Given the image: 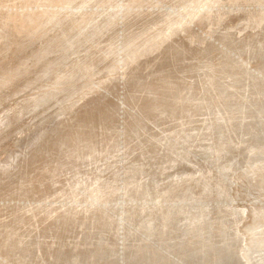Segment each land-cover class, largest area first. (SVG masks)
Listing matches in <instances>:
<instances>
[{
	"label": "rangeland",
	"instance_id": "rangeland-1",
	"mask_svg": "<svg viewBox=\"0 0 264 264\" xmlns=\"http://www.w3.org/2000/svg\"><path fill=\"white\" fill-rule=\"evenodd\" d=\"M11 1L0 0V48L4 47L1 48L2 50L0 49V205H2L0 219L3 212L6 218V212L11 210L7 215L9 225L2 228L4 237L0 239V264H264V141H262L264 140V117L258 114L252 106L236 110L231 105L233 102L237 105L241 103V105L250 106L252 103L264 101V95L262 97L261 95L254 96V94L250 95L235 90L230 87V80L222 76V71L208 70L203 64L205 61L206 64L207 62L211 64L210 61H213L214 64L217 61H224L226 66L229 64L227 67H230L229 70L232 69L230 73L233 72L235 78L242 77L243 80V74L247 73L264 86V70H262L264 69V64H262L264 63V21L263 25L257 26L251 22V26H244L245 15L250 14L251 11H259L260 7L256 3L257 1L253 5L250 0H212L207 5H202L203 7L197 6L202 0H182L181 4L180 2L179 5L174 4L179 7L168 4L167 6L162 3L164 0ZM147 5H149V9ZM218 6L221 11L217 8ZM166 7L168 8L166 9ZM164 10H167V13H161L163 16L159 15ZM43 11H47L46 15L42 14ZM150 12L153 16L148 15ZM143 13L145 14L142 15ZM7 14L12 16L16 14L11 20L12 26L8 25L9 27L6 26ZM22 15L25 16V19ZM251 17L253 18L254 14ZM89 19L92 22L88 21ZM130 19L131 21H129ZM78 20H81L79 24ZM146 21L149 23L146 24ZM164 22H169L171 25L166 31L162 30L167 24ZM40 23L44 24L39 25ZM159 23L161 24L158 25ZM23 25H25V29L21 31L20 29L24 28ZM72 25L77 31L72 28ZM80 25H84V28ZM79 27L81 32L78 31ZM158 30H162V32L159 33ZM124 34L128 36L130 34L129 37H132L133 41L136 40L135 45L131 43L133 41H122L126 37V35L123 36ZM139 34L142 36L140 37ZM61 38L64 40L62 39V41ZM145 40L147 41L144 42ZM157 40L161 41L162 46L160 45L159 49L158 47L154 49L155 51L143 54L137 62L127 63L128 59L121 56L126 52V54L130 53L128 58H135L140 52H144L158 43ZM139 42H144V44L139 46ZM262 42L263 44H261ZM104 44L110 45L109 49L111 50L107 52L104 49V55L89 73L86 72L88 71L86 70L87 65L83 69L85 72L76 77L70 76L68 71H71L70 68L75 62L82 58L84 60L94 58L95 55L91 49L94 47V50L98 52L101 49L99 45L103 46ZM144 47L146 50H140ZM128 49L130 52L127 51ZM236 67L237 69H235ZM174 69H177V72ZM62 72L64 75L59 79L60 82L58 76ZM129 72L132 73L131 75L135 72L137 74L131 76ZM136 78L137 80H135ZM168 81L171 83H167ZM210 81H212V85ZM156 82L169 87V91L154 94V92L144 89L145 84ZM176 83L179 89H175L173 93L171 88ZM189 86H192V91L193 88L195 91L188 92L186 88ZM91 87H94L95 90L93 89L94 91L83 97L79 103L77 101L75 107L70 109L71 111L66 110V107L75 100L77 94L79 95ZM224 87L232 94V101L229 97L226 99L224 96L225 100L221 93L217 94L215 89L222 91ZM237 100L238 102H236ZM104 102L106 106L102 104ZM85 105H87L86 112L85 110L81 111L82 114L85 113L77 115V120L75 112ZM145 105L151 106L148 109L156 106L158 109H151V113L146 116L139 111ZM228 105L230 106L228 107ZM164 107L170 110L164 112ZM207 107L208 109H206ZM134 108L136 112H134ZM105 109L106 124L98 132L99 138L106 140V143L102 142L101 146H98L102 152L93 153L91 147L85 146L83 150L87 154L79 159V161L82 159V162L86 161L81 168H78L91 176V178L88 177L89 183L71 187L70 183L76 179V176L72 177L71 172L66 171L57 176V178L61 177V180L66 184L65 188L71 187L72 189L65 196L57 197L56 194H53L51 198H45V196L30 197L18 194L15 190L16 187L27 180L32 173L40 175L43 170V174H47L44 164L50 160L48 169L52 167L51 154L56 150L58 143L62 141L66 133L74 132L92 120L93 115L98 117L100 112ZM217 111L219 114L224 111L225 114L223 112V115H218ZM239 113H241V117ZM235 114H238L239 117ZM221 115L223 117H220ZM252 115L254 116L252 117ZM80 116H84V118L81 117L83 120L79 119ZM232 117L240 119V122L243 120L242 124L247 127L244 128L245 133L254 132V135L250 137L237 132L230 126ZM191 118L193 119L191 120ZM71 121L74 122L71 123ZM56 123L66 125L69 123L67 125L69 128H66L64 124L59 126V130L64 131L66 128V133L58 130L52 132L49 125L54 126ZM72 125L71 129L73 130L71 131ZM58 132H61V135ZM225 134L228 135L225 136ZM232 139L235 141L233 142ZM36 140L37 143H35ZM132 173H135L137 183L130 187L131 190L128 186V179ZM96 174L99 176L96 177ZM63 182L53 184L51 189L56 191L55 188L61 186ZM109 182L110 185H108ZM97 183L106 184V189L110 191L104 199L97 200L92 197ZM76 190L79 191L76 192ZM43 205L79 210L95 208L94 210L97 209L100 213H105L104 216L110 220V225L107 227L98 224L91 239L82 242V244L70 242L65 247L55 242L57 240L53 239V232L41 230L40 233L35 234L30 231L29 227L18 231L11 226L12 218L15 216L14 212L20 210L21 207L30 208ZM129 212H131L130 215Z\"/></svg>",
	"mask_w": 264,
	"mask_h": 264
},
{
	"label": "bare ground",
	"instance_id": "bare-ground-1",
	"mask_svg": "<svg viewBox=\"0 0 264 264\" xmlns=\"http://www.w3.org/2000/svg\"><path fill=\"white\" fill-rule=\"evenodd\" d=\"M11 1V0H10ZM12 1H14V0H12ZM11 1V2H12ZM19 1V0H18ZM39 1V0H38ZM45 1H47V0H45ZM54 1V0H53ZM75 1V0H74ZM80 1V0H79ZM105 1V0H104ZM112 1V0H111ZM182 2V0H173V2H172V0H171V2H170V0H164V2H162V3H164V4H168V5H171V6H178L179 5V2ZM185 1V0H184ZM212 0H202L197 6H199V5H203V6H205V5H207L209 2H211ZM251 2H253L252 4L254 5L255 4V2L257 3V5L260 7V9H259V11H257V10H255V12L254 11H251V13L250 14H246L245 15V21H244V26L245 27H248V26H251V22H253V23H255L257 26H259V25H261L262 24V22L264 21V0H250ZM10 2V3H11ZM72 2V1H71ZM71 2H69V3H71ZM77 2H78V0H77ZM108 2H110V1H108ZM175 2V3H174ZM181 2H180V4H181ZM48 3V2H47ZM102 3H104L103 1H102ZM37 4V3H36ZM76 4V3H75ZM160 4V3H159ZM174 4H178V5H174ZM183 4V3H182ZM44 5V4H43ZM50 5V4H49ZM58 5V4H57ZM72 5V4H71ZM70 5V7H73V6H71ZM153 5V4H152ZM163 5V4H162ZM167 5V6H168ZM184 5V4H183ZM54 6H56V5H54ZM145 6V5H144ZM202 6V7H203ZM252 6V5H251ZM59 7V6H58ZM104 7V6H103ZM102 7V8H103ZM146 7V6H145ZM179 7V6H178ZM35 8V7H34ZM106 8V7H105ZM147 8L149 9L150 7H149V5H147ZM168 7H166V9H167ZM170 8V7H169ZM218 9H219V11H221V8H220V6H218L217 7ZM171 9V8H170ZM173 9V8H172ZM175 9V8H174ZM251 10V9H250ZM53 11V10H52ZM55 11V10H54ZM170 11V10H169ZM168 11V12H169ZM39 12V11H38ZM47 12V11H46ZM46 12L45 11H43L42 12V14H44V15H46ZM1 13V12H0ZM24 13H26L25 11H24ZM33 13V12H32ZM56 13V12H55ZM94 13V12H93ZM159 13V12H158ZM161 13H167V10H164L163 12H160L159 13V15H161ZM171 13V12H170ZM189 13V12H188ZM208 13V12H207ZM220 13V12H219ZM224 13V12H223ZM28 14V13H27ZM26 14V15H27ZM31 14V13H30ZM37 14V13H36ZM41 14V13H40ZM50 14V13H49ZM48 14V15H49ZM57 14V13H56ZM97 14V13H96ZM127 14V13H126ZM140 14V13H139ZM145 13H143L142 15H144ZM152 13L150 12V14H148V15H151ZM191 14V13H190ZM254 14V17L252 18L251 16ZM8 15V14H7ZM16 15V14H15ZM15 15H11V14H9L8 16H6L7 17V25L6 26H8V25H11L12 26V24H10L11 23V20H13V18L15 17ZM18 15V14H17ZM86 15V14H85ZM141 15V14H140ZM155 15H156V13H155ZM170 15V14H169ZM220 15V14H219ZM22 16H24V15H22ZM40 16V15H39ZM53 16H54V14H53ZM95 16V15H94ZM151 16H153V15H151ZM150 16V17H151ZM156 16H158V15H156ZM161 16H163V15H161ZM224 16V15H223ZM223 16H222V18H223ZM20 17H21V15H20ZM19 17V18H20ZM30 17V16H29ZM57 17V16H56ZM83 17H85L86 18V16H83ZM93 17V16H92ZM141 17H143V16H141ZM147 17H149V16H147ZM160 17V16H159ZM19 18H18V21H19ZM73 18V17H72ZM94 18V17H93ZM138 18V17H137ZM145 18H146V16H145ZM153 18V17H152ZM151 18V19H152ZM184 18V17H183ZM17 19V18H16ZM22 19V18H21ZM24 19H25V16H24ZM39 19V18H38ZM49 19H50V17H49ZM55 19V18H54ZM84 19V18H83ZM82 19V20H83ZM87 19H88V17H87ZM110 19V18H109ZM136 19V18H135ZM164 19V18H163ZM224 19H226L225 18V16H224ZM15 20V19H14ZM31 20V19H30ZM29 20V21H30ZM40 20V19H39ZM141 20H143V19H141ZM145 20H147V19H145ZM144 20V21H145ZM154 20H156V19H154ZM176 20H177V18H176ZM42 21V20H41ZM50 21V20H49ZM52 21H54V20H52ZM75 21V20H74ZM79 21H81V20H78V24H79ZM88 21H91L90 19L88 20ZM87 21V22H88ZM129 21H131V19L129 20ZM134 21V20H133ZM136 21H137V19H136ZM152 21V20H151ZM150 21V22H151ZM182 21V20H181ZM15 22H16V20H15ZM20 22V21H19ZM45 22H46V20H45ZM48 22V21H47ZM92 22V21H91ZM138 22L140 23V21L138 20ZM147 22V21H146ZM191 22V21H190ZM223 22V21H222ZM18 23V22H17ZM17 23L15 24L16 26H17ZM31 23V22H30ZM39 23V22H38ZM50 23V22H49ZM48 23V24H49ZM54 23H56V22H54ZM84 23H86V22H84ZM131 23V22H130ZM136 23V22H135ZM149 22H147L146 24H148ZM164 23H167V22H164ZM163 23V24H164ZM174 23H175V21H174ZM19 24V23H18ZM42 24H44V23H42ZM41 23L39 24V25H42ZM133 24H134V22H133ZM132 24V25H133ZM145 24V25H146ZM157 24V23H156ZM161 23H159L158 25H160ZM180 24V23H179ZM187 24V23H186ZM22 25V24H21ZM20 25V26H21ZM31 25V24H30ZM39 25H37V26H39ZM52 25V24H51ZM132 25H130V26H132ZM138 25V24H137ZM151 25V24H150ZM153 25V24H152ZM166 26L165 27H163V28H165V29H163L162 27V30H164V31H166L167 29H169L170 27H171V25L169 24V22L167 23V24H165ZM182 25H184V24H182ZM191 25V24H190ZM263 25V24H262ZM5 26V27H6ZM14 26V25H13ZM24 26V28L23 29H20L21 31L22 30H24L25 29V25H23ZM73 26V25H72ZM74 26H75V23H74ZM74 26L72 27L73 29H74ZM79 26V25H78ZM77 26V27H78ZM81 27H83L82 25H80ZM126 26V25H125ZM129 26V25H128ZM129 26V27H130ZM153 26H155V24L153 25ZM164 26V25H163ZM184 26H186V25H184ZM225 26V25H224ZM9 27V26H8ZM27 27V26H26ZM30 27V26H29ZM29 27H28V29H29ZM43 27V26H42ZM41 27V28H42ZM128 27V28H129ZM139 28H140V25L138 26ZM137 26H136V28H138ZM157 27H159L160 28V26H157ZM180 27H182L183 28V26H180ZM187 27H189V26H187ZM36 28V27H35ZM34 28V29H35ZM38 28V27H37ZM70 28H71V26H70ZM84 28V27H83ZM128 28H127V30H128ZM148 28H150V27H148ZM159 28H157V29H159ZM14 29H15V27H14ZM27 29V28H26ZM40 29V28H39ZM179 29V28H178ZM32 30V29H31ZM38 30V29H37ZM36 30V31H37ZM42 30V29H41ZM69 30V29H68ZM75 30V29H74ZM80 30V32H81V29H80V27H79V29H78V31ZM123 30V29H122ZM130 30V29H129ZM133 30H134V28H133ZM140 30V29H139ZM153 30V29H152ZM162 30H158L159 31V33L160 32H162ZM195 30V29H194ZM193 30V31H194ZM15 31V30H14ZM27 31V30H26ZM33 32H34V30H32ZM75 31H77V30H75ZM74 31V32H75ZM125 31V30H124ZM136 31H137V29H136ZM141 31V30H140ZM171 31V30H170ZM18 32V31H17ZM31 32V31H30ZM133 32H135V31H133ZM148 32V31H147ZM146 32V33H147ZM29 33V32H28ZM32 33V32H31ZM67 33H68V31H67ZM70 33H72L71 31H70ZM130 33H132V32H130ZM138 33V32H137ZM152 33V32H151ZM159 33H157V34H159ZM170 33V32H169ZM173 33V32H172ZM177 33H178V31H177ZM20 34V33H19ZM18 34V35H19ZM23 34V33H22ZM26 34V33H25ZM30 34V33H29ZM64 34V33H63ZM74 34V33H73ZM77 34H81V33H77ZM122 34V33H121ZM128 34V33H127ZM196 34V33H195ZM27 35V34H26ZM68 35H70L69 33H68ZM126 34H124L123 36H125ZM136 35V34H135ZM140 35V34H139ZM163 35V34H162ZM175 35V34H174ZM232 35V34H231ZM235 35V34H234ZM258 36H259V34H257ZM16 36V35H15ZM76 36H78V35H76ZM82 36H84V35H82ZM120 36V35H119ZM119 36H117V37H119ZM129 36H130V34H129ZM128 35H126V37H124L123 38V40L122 41H125V40H127V41H133L132 40V37H129ZM138 36V35H137ZM136 36V37H137ZM142 35H140V37H141ZM155 36V35H154ZM171 36V35H170ZM169 36V37H170ZM173 36V35H172ZM16 37H18V36H16ZM21 37V36H20ZM62 37H64V36H62ZM71 37H72V35H71ZM133 37H134V35H133ZM148 37V36H147ZM146 37V38H147ZM195 37V36H194ZM235 37V36H234ZM19 38V37H18ZM80 38H81V35H80ZM122 38V37H121ZM138 38V37H137ZM137 38H135V39H137ZM145 38V39H146ZM166 38V37H165ZM230 38V37H229ZM238 38V37H237ZM20 39V38H19ZM63 38H61V40H62ZM134 39V38H133ZM142 39V38H141ZM143 39H144V37H143ZM142 39V40H143ZM151 39V38H150ZM171 39V38H170ZM197 39V38H196ZM255 39V38H254ZM262 39V38H261ZM61 40H59V41H61ZM64 40V39H63ZM62 40V41H63ZM79 40V39H78ZM119 40H120V38H119ZM142 40H139V41H142ZM165 40V39H164ZM199 40V39H198ZM77 41V40H76ZM121 41V42H122ZM126 41V42H127ZM136 41V40H135ZM135 41H133V42H131V43H133L134 44V42ZM147 40H145L144 42H146ZM150 41V40H149ZM156 41V40H155ZM168 41V40H167ZM252 41V40H251ZM56 42V41H55ZM109 42V41H108ZM144 42H142V43H140L139 44V46H142V44H144ZM157 42H158V40H157ZM161 42V41H160ZM160 42H158V43H155V45H152L148 50H146L145 49V47L144 48H141L140 50H142V51H144V49L146 50V51H144V52H140V54H138L137 55V57L135 56V58L133 57V58H128V56H129V49L127 50V51H129L128 53L129 54H126V52H125V54H123V55H121L122 57L124 56L126 59H128L127 60V63L128 62H130V64L131 63H134V62H137V61H139L140 60V58H142L141 56L143 55V54H146V53H148V51H155L154 49H156L157 47H158V49L160 48V45L162 46V44H160ZM59 43V42H58ZM130 43V42H129ZM137 43V42H136ZM162 43H164V42H162ZM260 43V42H259ZM5 44V43H4ZM57 44V43H56ZM121 44H123V43H121ZM150 44H152V43H150ZM261 44H263V42L261 43ZM260 44V45H261ZM135 45V44H134ZM146 45V44H145ZM256 45H257V43H256ZM264 45V44H263ZM100 46V50L97 52V50H94V47L91 49L92 51H93V53H94V55H95V57L94 58H91L90 60H89V58H88V60H84V58H82V59H80L78 62H75L73 65H72V67L70 68L71 69V71H68L69 73H70V76H73V77H76V76H78L79 74H81L82 72H85L83 69L85 68V66H87L88 65V67H86V70H88V71H86V72H90L91 71V69H93L97 64H98V62L100 61V59L102 58V55H104L103 53L105 52V50H107V52H108V50H111V49H109V46L110 45H106V44H104L103 46L102 45H99ZM121 46H123V45H121ZM129 46V45H128ZM149 46V45H148ZM239 46V45H238ZM252 46V45H251ZM262 46V45H261ZM260 46V47H261ZM126 47V46H125ZM203 47V46H202ZM253 47H255V46H253ZM259 47V48H260ZM1 48H4V47H1ZM0 48V49H1ZM78 48V47H77ZM128 48V47H127ZM185 48H187V47H185ZM194 48V47H193ZM200 48V47H199ZM232 48V47H231ZM246 48V47H245ZM105 49V50H104ZM122 49V48H121ZM124 49V48H123ZM126 49V48H125ZM177 49V48H176ZM179 49V48H178ZM183 49V48H182ZM190 49V48H189ZM235 49V48H234ZM261 49H262V47H261ZM2 50V49H1ZM91 50H90V52H91ZM134 50V49H133ZM139 50V51H140ZM187 50V49H186ZM241 50V52H243L242 51V49H240ZM239 50V51H240ZM126 51V50H125ZM136 51V50H135ZM167 51V50H166ZM170 51V50H169ZM177 51V50H176ZM185 51V50H184ZM198 51V50H197ZM204 51V50H203ZM251 51V50H250ZM262 51V50H261ZM260 51V52H261ZM1 52V51H0ZM106 52V53H107ZM245 52V51H244ZM248 52V51H247ZM253 52V51H252ZM263 52H264V48H263ZM97 53V54H96ZM124 53V52H123ZM132 53V52H131ZM142 53V54H141ZM150 53V52H149ZM184 53H186V52H184ZM195 53H197V52H195ZM206 53V52H205ZM251 53V52H250ZM255 53V52H254ZM88 54V53H87ZM92 54V53H91ZM152 54V53H151ZM174 54V53H173ZM200 54H202V53H200ZM251 54H253V53H251ZM258 54V53H257ZM263 54V53H262ZM93 55V54H92ZM93 55V56H94ZM118 55V54H117ZM135 55H136V52H135ZM148 55V54H147ZM178 55V54H177ZM187 55V54H186ZM185 55V56H186ZM195 55V54H194ZM88 56V55H87ZM91 56V55H90ZM89 56V57H90ZM120 56V55H119ZM131 56V55H130ZM181 56V55H180ZM204 56V55H203ZM228 56V55H227ZM263 56V55H262ZM86 57V56H85ZM145 57V56H144ZM170 57V56H169ZM187 57V56H186ZM254 57H255V54H254ZM159 58H161V57H159ZM181 58V57H180ZM201 58V57H200ZM231 58V57H230ZM251 58V57H250ZM172 59V58H171ZM183 59V58H182ZM235 59V58H234ZM157 60V59H156ZM163 60V59H162ZM169 60V59H168ZM167 60V61H168ZM201 60V59H200ZM204 60V59H203ZM230 60V59H229ZM158 61V60H157ZM236 61V60H235ZM234 61V62H235ZM171 62V61H170ZM226 62V61H225ZM239 62V61H238ZM237 62V63H238ZM210 63L211 64H209L208 62H207V64H206V61L203 63V64H205L206 65V67H207V69L208 70H214V69H218V70H220V71H222L221 73L223 74L222 76L224 77V78H226L227 80H230V83H229V85H230V87H232V88H234L235 90H237V91H239V92H242V93H246V94H254V96L255 95H261V97L264 95V86H263V84H261L260 82H258L256 79H252L247 73H245V74H243V80L241 79L242 77L239 75V73H238V75H239V77H241V78H239V79H237V78H235L233 75L234 74H232V73H230V71L232 70H229L228 68H230V67H227L229 64H227V66H226V63L224 64V61L222 62V61H217L216 62V64H214L213 63V61H210ZM228 63V62H227ZM232 64H234V63H232ZM241 64V63H240ZM262 64H264V63H262ZM141 65V64H140ZM165 65V64H164ZM178 65V64H177ZM200 65H201V63H200ZM230 65H231V63H230ZM236 65V64H235ZM234 65V66H235ZM139 66V65H138ZM142 66V65H141ZM166 66V65H165ZM171 66V65H170ZM195 66V65H194ZM194 66H193V68H194ZM203 66V65H202ZM240 66V65H239ZM238 66V67H239ZM244 66V65H243ZM197 67V66H196ZM201 67V66H200ZM242 67V66H241ZM115 68V67H114ZM138 68V67H137ZM167 68V67H166ZM170 68V67H169ZM203 68V67H202ZM112 69V68H111ZM134 69H136V68H134ZM133 69V70H134ZM141 69V68H140ZM189 69H191L190 67H189ZM200 69V68H199ZM235 69H237V67L235 68ZM241 70H242V68H240ZM159 70V69H158ZM164 70V69H163ZM174 70H176V72H177V69H174ZM183 70V69H182ZM181 70V71H182ZM192 70V69H191ZM203 70V69H202ZM201 70V71H202ZM207 70V71H208ZM239 70V69H238ZM261 70V69H260ZM262 70H264V69H262ZM261 70V71H262ZM66 71V70H65ZM144 71H145V69H144ZM185 71V70H184ZM193 71V70H192ZM207 71H205V72H207ZM219 71V72H220ZM243 71V70H242ZM245 71H247V70H245ZM112 72V71H111ZM119 72V71H118ZM194 72V71H193ZM249 72V71H248ZM257 72V71H256ZM130 73V72H129ZM136 73V72H135ZM135 73H133V75L135 74ZM182 73V72H181ZM189 73V72H188ZM192 73V72H191ZM195 73V72H194ZM197 73V72H196ZM241 73V72H240ZM263 73V72H262ZM117 74H119V73H117ZM116 74V75H117ZM132 73H130V75H131ZM137 74V73H136ZM216 74V73H215ZM217 74H219V73H217ZM258 74V73H257ZM63 72L62 73H60V75L58 76V80L59 79H61L62 77H63ZM68 76H69V74H67ZM133 75H131V76H133ZM175 75H176V73H175ZM183 75V74H182ZM189 75H190V73H189ZM194 75V74H193ZM260 76L262 75V74H259ZM258 75V76H259ZM69 76V77H70ZM126 76V75H125ZM138 76V75H137ZM208 76V75H207ZM211 76V75H210ZM135 77V76H134ZM181 77V76H180ZM185 77V76H184ZM190 77H191V75H190ZM196 77V76H195ZM198 77H199V75H198ZM253 77V76H252ZM133 78V77H132ZM165 78V77H164ZM173 78V77H172ZM174 78H175V76H174ZM173 78V79H174ZM187 78H189V77H187ZM197 78V77H196ZM262 78V77H261ZM130 79H131V77H130ZM141 79V78H140ZM167 79V78H166ZM190 79V78H189ZM192 79V78H191ZM199 79V78H198ZM205 79V78H204ZM204 79H202V80H204ZM226 79H225V81H226ZM64 80V79H63ZM62 80V81H63ZM68 80V79H67ZM135 80H137V78L135 79ZM152 80V79H151ZM259 80H261L260 78H259ZM60 81V80H59ZM103 81V80H102ZM105 81V80H104ZM148 81V80H147ZM153 81V80H152ZM171 81V80H170ZM200 81V80H199ZM206 81H207V79H206ZM206 81H205V84H206ZM216 81H218V80H216ZM224 81V80H223ZM61 82V81H60ZM64 82H65V80H64ZM95 82V81H94ZM187 82V81H186ZM190 82V81H189ZM196 82V81H195ZM209 82V81H208ZM212 81H210V84L212 85V83H211ZM215 82V81H214ZM262 82V81H261ZM66 83V82H65ZM103 83V82H102ZM101 83V84H102ZM107 83V82H106ZM150 83V82H149ZM167 83H169V81L167 82ZM171 83V82H170ZM169 83V84H170ZM184 83V82H183ZM198 83V82H197ZM204 83V82H203ZM202 83V84H203ZM222 83V82H221ZM67 84V83H66ZM175 84V83H174ZM200 85H201V83H199ZM209 84V85H210ZM241 84V85H240ZM117 85V84H116ZM123 85V84H122ZM125 85V84H124ZM180 85V84H179ZM193 85H195V84H193ZM210 85V86H211ZM214 85V84H213ZM229 85H228V88H229ZM88 86V85H87ZM90 86V85H89ZM145 87H144V89L146 88V89H148V90H150V92H154V94L155 93H162V92H166L167 90H168V88L167 87H165L166 85H162L161 83L160 84H158L157 82L156 83H151V84H145L144 85ZM182 86V85H181ZM186 86V85H185ZM208 86V85H207ZM217 86V85H216ZM99 87V86H98ZM97 87V88H98ZM102 87V86H101ZM112 87V86H111ZM130 87V86H129ZM138 87H140V86H138ZM205 87V86H204ZM222 87V86H221ZM227 87V86H226ZM85 88H86V86H85ZM88 88V87H87ZM96 88V87H95ZM127 88V87H126ZM181 88V87H180ZM203 88V87H202ZM201 88V89H202ZM81 89H82V87H81ZM94 89V87H91L90 89H88V90H86L85 89V91H83V90H81V91H83V92H81V94H77V97L75 98V100L72 102V103H70L69 104V106H67L66 107V110H70V109H72V108H74L75 107V103L78 101V103H79V101L83 98V97H85L86 95H88L89 93H91L92 91H94L93 90ZM140 90H141V88H139ZM139 89H138V91H139ZM171 89H173V93H174V90L175 89H179V87L177 86V83H176V85H174V87L173 88H171ZM186 89H188V92L189 91H192V86H189V88H186ZM206 89H207V87H206ZM249 89H251V91H249ZM62 90V89H61ZM111 90V89H110ZM137 90V89H136ZM216 91H217V94L219 95V93H221V95H223V97L224 96H226V99H228L227 97H229V99L231 100V98H232V94L231 93H229L228 92V90H226V88L224 87V89L221 91V90H219V89H215ZM233 90V89H232ZM54 91V90H53ZM55 91H57L56 89H55ZM79 91V90H78ZM133 91H134V89H133ZM132 91V92H133ZM138 91H136V92H138ZM169 91V90H168ZM184 91V90H183ZM195 90H194V88H193V91L192 92H194ZM207 91V90H206ZM212 91V90H211ZM249 91V92H248ZM199 92V91H198ZM204 92V91H203ZM209 92V91H208ZM141 93V92H140ZM145 93V92H144ZM143 93V94H144ZM149 93V92H148ZM147 93V96L149 95ZM183 93V92H182ZM49 94V93H48ZM134 94H135V91H134ZM153 94V93H152ZM180 94H181V92H180ZM188 94V93H187ZM195 94V93H194ZM205 94V93H204ZM209 94V93H208ZM211 94V93H210ZM109 95V94H108ZM115 95V94H114ZM145 95V94H144ZM173 95V94H172ZM186 95V94H185ZM129 96V95H128ZM130 96H133L132 94H130ZM139 96H140V94H139ZM142 96V95H141ZM168 96V95H167ZM170 96V95H169ZM189 96V95H188ZM205 96V95H204ZM217 96V95H216ZM234 96V95H233ZM98 97V96H97ZM135 97V96H134ZM151 97V96H150ZM212 97V96H211ZM238 97H241V95L239 96L238 95ZM242 97H243V95H242ZM253 97V96H252ZM128 98V97H127ZM138 98V97H137ZM179 98V97H178ZM217 98V97H216ZM245 98V97H244ZM88 100H89V98H87ZM130 99H131V97H130ZM134 99V98H133ZM142 99V98H141ZM151 99V98H150ZM177 99V98H176ZM181 99V98H180ZM187 99V98H186ZM185 99V101H187ZM192 99V98H191ZM205 99V98H204ZM224 99H225V97H224ZM225 99V100H226ZM237 99V98H236ZM235 99V100H236ZM246 99V98H245ZM35 100H36V98H35ZM132 100V99H131ZM157 100V99H156ZM219 100V99H218ZM243 100V99H242ZM246 100H248V99H246ZM39 101H41V100H39ZM107 101V100H106ZM111 101V100H110ZM126 101H128L127 99H126ZM142 101V100H141ZM154 101V100H153ZM176 101V100H175ZM192 101V100H191ZM223 101V100H222ZM232 101V100H231ZM230 101V102H231ZM249 101V100H248ZM37 102V101H36ZM90 102V101H89ZM95 102V101H94ZM101 102H103V101H101ZM114 102V101H113ZM134 102V101H133ZM150 102V101H149ZM158 102V101H157ZM156 102V103H157ZM167 102V101H166ZM210 102V101H209ZM218 102V101H217ZM236 102H238V100L236 101ZM241 102V101H240ZM258 102V101H257ZM35 103V102H34ZM33 103V104H34ZM124 103V102H123ZM178 103V102H177ZM204 103H205V101H204ZM211 103V102H210ZM249 103H252V102H249ZM32 104V105H33ZM37 104V103H36ZM35 104V105H36ZM84 104H85V101H84ZM102 104H104L105 106H106V104H105V102L104 103H102ZM134 104V103H133ZM147 104H149V103H147ZM160 104V103H159ZM158 104V105H159ZM164 104V103H163ZM166 104V103H165ZM181 104H183V103H181ZM180 104V105H181ZM186 104H188V103H186ZM193 104V103H192ZM201 104V103H200ZM203 104V103H202ZM213 104V103H212ZM211 104V105H212ZM88 105V104H87ZM87 105H85V106H83L81 109H78L76 112H75V117L77 116V115H81L82 114V112L86 109V106ZM99 105V104H98ZM115 105V104H114ZM118 105V104H117ZM135 105V104H134ZM139 105V104H138ZM178 105H179V103H178ZM184 105V104H183ZM189 105H190V103H189ZM227 105V104H226ZM231 105L234 107V109H236V110H239L240 108H243V107H246V108H248V107H253L254 108V110H256V112L258 113V114H260L262 117H264V101H260V102H258V103H252V104H250V106H244V105H241V103H240V105H237V104H235V103H231ZM90 106V105H89ZM91 106H92V103H91ZM104 106V107H105ZM111 106V105H110ZM136 106V105H135ZM150 106V105H149ZM149 106H147V105H145V107L143 108H139L140 110V112L143 114V115H146L147 116V114H149V113H151V111L152 110H157L158 109V107L156 106V107H152V108H149L148 109V107ZM167 106V105H166ZM176 106V105H175ZM193 106V105H192ZM213 106V105H212ZM223 106H225V105H223ZM230 105H228V107H229ZM94 107V106H93ZM100 107V106H99ZM134 107V106H133ZM151 107V106H150ZM163 107V106H162ZM171 107V106H170ZM209 107H211L210 105H209ZM219 107H220V105H219ZM91 108V107H90ZM100 108H102V107H100ZM105 108H107V107H105ZM118 108V107H117ZM185 108V107H184ZM183 108V109H184ZM189 108H190V106H189ZM197 108V107H196ZM202 108V107H201ZM217 108V107H216ZM227 108V107H226ZM95 109V108H94ZM108 109V108H107ZM133 109V108H132ZM152 109V110H151ZM162 109V108H161ZM206 109H208V107L206 108ZM212 109V108H211ZM215 109V108H214ZM213 109V110H214ZM63 110V109H62ZM93 110V109H92ZM91 110V111H92ZM114 110H116L115 109V107H114ZM119 110V109H118ZM125 110V109H124ZM163 110H164V112L165 111H169L170 109H168L167 107H164L163 108ZM173 110V109H172ZM188 110H190V109H188ZM197 110H199V109H197ZM212 110V111H213ZM220 110V109H219ZM223 110V109H222ZM245 110V109H244ZM250 110V109H249ZM71 111V110H70ZM82 111V112H81ZM90 111V110H89ZM94 111V110H93ZM98 111V110H97ZM120 111H121V109H120ZM131 111V110H130ZM177 111V110H176ZM181 111V110H180ZM179 111V112H180ZM207 111V110H206ZM205 111V112H206ZM224 111H226V110H224ZM223 111V112H224ZM229 111V110H228ZM233 111V110H232ZM85 112H86V110H85ZM84 112V113H85ZM96 112V111H95ZM129 112V111H128ZM134 112H136L135 111V108H134ZM134 112H133V114H134ZM156 112V111H155ZM191 112H194V111H191ZM199 112V111H198ZM200 112H201V110H200ZM222 112V113H223ZM230 112H231V109H230ZM241 112V111H240ZM83 113V114H84ZM105 113H106V109L105 110H103L102 112H100V114H99V116L98 117H95L93 114V119L92 120H89V122L87 123V124H83V126L81 127H79V128H77V130H75L74 132H71V133H69V134H67L66 133V128L68 127L67 125L69 124V123H67V125L66 124H64V123H66V122H64V123H61V124H58V123H56L54 126H50L49 125V128H50V130H52V132H54V130L56 131V130H58V131H62L63 133H64V131H65V133H66V135L62 138V141L60 142V143H58V146L56 147V150H54V152H52V158H53V163H52V167H50L49 169H48V167H49V162H50V160L48 161V162H46L45 164H44V169H46V173L47 174H43V170H42V172H40L41 174L39 175V174H36V175H34L33 173H32V175L27 179V180H25L23 183H21L20 185H18L17 187H16V191L18 192V194H21V195H25V196H33V197H44L45 196V198H51V195H53V194H56L57 195V197H60L61 195L62 196H65V195H67L68 194V192L69 191H71L72 189H71V187H74V185H76V186H78L77 184H82V185H86V183H89L88 182V177H90L91 178V176H88L85 172H84V170H81V169H79L78 167H80L81 168V166H82V164H84L86 161H84V162H82L81 160L79 161V159H80V157L82 156H84V155H86L87 153H85V150H83V148L85 147V146H87V147H91L92 148V150H93V153H95L96 151H99V152H102L100 149H99V147L101 146L100 144L103 142H105L106 140H102V139H100L99 138V136H98V132H100V129H102V128H104V126H105V124H106V120H107V118L105 117ZM111 113H113V112H111ZM110 113V114H111ZM127 113V112H126ZM126 113H125V117H126ZM162 113V112H161ZM176 113V112H175ZM183 113V112H182ZM202 113V112H201ZM217 113H218V111H217ZM222 113H220V114H222ZM228 113V112H227ZM237 113V112H236ZM244 113V112H243ZM252 113H254V112H252ZM251 113V114H252ZM82 114V115H83ZM90 114V113H89ZM95 115H96V113H94ZM98 114V113H97ZM136 114V113H135ZM191 114H193V113H191ZM216 114V113H215ZM219 113H218V115H220ZM224 114H225V112H224ZM240 114V117H241V113H239ZM250 114V115H251ZM142 115V116H143ZM223 115V114H222ZM220 116V117H223V116ZM231 115V114H230ZM234 115V114H233ZM232 115V116H233ZM235 115H238V114H235ZM257 115V114H256ZM85 116V115H84ZM84 116H80L79 117V119L81 118V117H83L84 118ZM88 116V115H87ZM89 116H91V114L89 115ZM88 116V117H89ZM108 116V115H107ZM110 116V115H109ZM120 116H122V115H120ZM190 116H192V115H190ZM244 116V115H243ZM246 116V115H245ZM254 115H252V117H253ZM124 117V116H123ZM131 117H133V116H131ZM149 117V116H148ZM148 117H147V119H148ZM161 117V116H160ZM196 117V116H195ZM235 117V116H234ZM238 117H239V115H238ZM247 117V116H246ZM249 117V116H248ZM252 117H250L251 119H252ZM256 117V116H255ZM261 117V118H262ZM77 118V117H76ZM129 118V117H128ZM137 118V117H136ZM142 118V117H141ZM165 118H166V115H165ZM177 118H181V117H177ZM183 118V117H182ZM233 118V117H232ZM243 118H245V117H243ZM259 118V117H258ZM82 119V118H81ZM87 119V118H86ZM89 119V118H88ZM110 119V118H109ZM117 119V118H116ZM115 119V120H116ZM133 119V118H132ZM144 119V118H143ZM159 119V118H158ZM167 119V118H166ZM171 119V118H170ZM193 118H191V120H192ZM223 119V118H222ZM75 120V119H74ZM77 120H78V118H77ZM83 120V119H82ZM85 120V119H84ZM126 120H128V119H126ZM125 120V121H126ZM138 120V119H137ZM164 120V119H163ZM169 120V119H168ZM218 120V119H217ZM229 120V119H228ZM239 120V121H238ZM258 120V119H257ZM262 120V119H261ZM132 121V120H131ZM130 121V122H131ZM139 121V120H138ZM159 121V120H158ZM177 121H179L178 119H177ZM183 121V120H182ZM187 121V120H186ZM214 121H216V120H214ZM223 121H225V120H223ZM230 121V120H229ZM243 121V120H242ZM240 122V119H235V118H233V119H231V123H230V126L231 127H233L235 130H237V132H240L241 134H244V135H246L247 134V136H250V137H252L253 135H254V132H252V133H245V130H244V128L246 127L244 124H242L243 122ZM245 121V120H244ZM249 121H251V120H249ZM259 121V120H258ZM263 121V120H262ZM68 122V121H67ZM74 122V121H73ZM72 121H71V123H73ZM76 122V121H75ZM84 123H85V121H83ZM110 122V121H109ZM133 122V121H132ZM193 122V121H192ZM218 122H219V120H218ZM221 122V121H220ZM252 122V121H251ZM261 122V121H260ZM76 123H78V122H76ZM76 123H74V125L76 126ZM125 123V122H124ZM135 123V122H134ZM141 123V122H140ZM160 123V122H159ZM178 123V122H177ZM176 123V124H177ZM184 123V122H183ZM224 123V122H223ZM245 123H246V121H245ZM257 123V122H256ZM66 125V128H65V130L63 131V130H59L60 128H59V126L60 125ZM117 124V123H116ZM139 124V123H138ZM158 124V123H157ZM171 124V123H170ZM181 124V123H180ZM188 124H189V122H188ZM191 124V123H190ZM216 124H217V122H216ZM220 124V123H219ZM229 124V123H228ZM247 124H248V120H247ZM253 124H254V122H253ZM71 125V124H70ZM80 125V124H79ZM82 125V124H81ZM111 125V124H110ZM129 125V124H128ZM195 125V124H194ZM208 125V124H207ZM209 125L210 126H212V124H210L209 123ZM252 125V124H251ZM74 126V127H75ZM78 126V125H77ZM141 126V125H140ZM169 126V125H168ZM198 126V125H197ZM255 126V125H254ZM175 127V126H174ZM182 127V126H181ZM190 127V126H189ZM188 127V128H189ZM213 127V126H212ZM219 127H223V126H219ZM261 127V126H260ZM69 128V127H68ZM71 128H73V125H72V127H70V129ZM129 128H130V126H129ZM195 128H197V127H195ZM202 128V127H201ZM208 128V127H207ZM218 128V127H217ZM224 128H225V126H224ZM227 128V127H226ZM247 128V127H246ZM253 128V127H252ZM256 128V127H255ZM48 129V128H47ZM62 129V128H61ZM111 129V128H110ZM192 129V128H191ZM198 129V128H197ZM205 129V128H204ZM216 129V128H215ZM219 129V128H218ZM231 129V128H230ZM229 129V130H230ZM251 129V128H250ZM263 129V128H262ZM49 130V131H50ZM73 129H71V131H72ZM180 130V129H179ZM183 130V129H182ZM187 130V129H186ZM190 130V129H189ZM217 130V129H216ZM228 130V129H227ZM254 130V129H253ZM264 130V129H263ZM68 131H69V129H68ZM102 131V130H101ZM108 131V130H107ZM110 131V130H109ZM130 131V130H129ZM143 131V130H142ZM173 131V130H172ZM194 131V130H193ZM215 131V130H214ZM260 131V130H259ZM114 132V131H113ZM118 132V131H117ZM184 132V131H183ZM221 132V131H220ZM257 132V131H256ZM263 132V131H262ZM262 132H260V134L262 133ZM45 133V132H44ZM50 133V132H49ZM59 133V135H61L60 133L61 132H58ZM58 133H57V135H58ZM103 132H101V134H102ZM112 133V132H111ZM141 133V132H140ZM174 133V132H173ZM186 133V132H185ZM218 133H219V131H218ZM222 133L224 134V132H223V129H222ZM234 133H236V132H234ZM259 133V132H258ZM258 133H256L257 135H259ZM264 133V132H263ZM263 133L261 134V135H263ZM48 134V133H47ZM107 134H109V133H107ZM106 134V135H107ZM119 134V133H118ZM127 134V133H126ZM175 134H176V132H175ZM179 134V133H178ZM188 134V133H187ZM202 134V133H201ZM222 134V136H224ZM229 134V133H228ZM227 134V135H228ZM51 135V134H50ZM100 135V134H99ZM103 135V134H102ZM105 135V134H104ZM133 135H135V134H133ZM141 135V134H140ZM226 134H225V136H227ZM42 136V135H41ZM46 136V135H45ZM52 136H54V135H52ZM130 136V135H129ZM179 136V135H178ZM189 136V135H188ZM218 136H219V134H218ZM239 136V135H238ZM242 136V135H241ZM246 136V137H247ZM54 137H56V136H54ZM116 137V136H115ZM118 137V136H117ZM127 137V136H126ZM176 137V136H175ZM195 137V136H194ZM229 137V136H228ZM245 137V136H244ZM263 137V136H262ZM33 138V137H32ZM37 138H39V137H37ZM48 138V137H47ZM105 138V137H104ZM190 138V137H189ZM229 138H231V137H229ZM234 138V137H233ZM31 139V138H30ZM34 139H36V138H34ZM60 139V138H59ZM169 139V138H168ZM180 139V138H179ZM188 139V138H187ZM239 139H241V138H239ZM243 139V138H242ZM257 139V138H256ZM255 139V140H256ZM260 139V138H259ZM56 140V139H55ZM130 140V139H129ZM143 140V139H142ZM141 140V141H142ZM233 140V142L235 141L234 139H232ZM32 141V140H31ZM30 141V142H31ZM58 141V140H57ZM183 141V140H182ZM193 141V140H192ZM249 141V140H248ZM262 141H264V140H262ZM261 141V142H262ZM42 142V141H41ZM45 142V141H44ZM127 142V141H126ZM177 142V141H176ZM223 142H225V141H223ZM230 142H232V141H230ZM242 142H243V140H242ZM241 142V143H242ZM245 142H246V140H245ZM27 143V142H26ZM35 143H37V140H36V142ZM48 143V142H47ZM54 143H55V141H54ZM106 143V142H105ZM140 142L138 141V144H139ZM218 143V142H217ZM216 143V144H217ZM236 143V142H235ZM260 143V142H259ZM31 144V143H30ZM118 144V143H117ZM165 144V143H164ZM209 144V143H208ZM223 144V143H222ZM238 144H239V142H238ZM34 145V144H33ZM108 145V144H107ZM115 145V144H114ZM119 145V144H118ZM137 145V144H136ZM204 145V144H203ZM250 145H252V144H250ZM29 146V145H28ZM54 146V145H53ZM99 146V147H98ZM113 146V145H112ZM134 146V145H133ZM154 146V145H153ZM210 146H211V144H210ZM225 146V145H224ZM229 146V145H228ZM41 147V146H40ZM250 147V146H249ZM31 148H32V146H31ZM34 148H35V145H34ZM131 148H132V146H131ZM135 148H136V146H135ZM159 148H161V146H159ZM174 148H175V146H174ZM202 148H203V146H202ZM217 148H218V146H217ZM226 148H227V146H226ZM45 149V148H44ZM54 149H55V146H54ZM101 149H102V147H101ZM115 149V148H114ZM139 149V148H138ZM150 149V148H149ZM162 149H163V146H162ZM189 149V148H188ZM199 149V148H198ZM230 149V148H229ZM53 150V149H52ZM110 150V149H109ZM144 150V149H143ZM164 150H166L167 151V149H164ZM215 150V149H214ZM228 150V149H227ZM232 150V149H231ZM132 151V150H131ZM168 151H169V149H168ZM193 151V150H192ZM224 151V150H223ZM222 151V152H223ZM32 152V151H31ZM33 152H34V150H33ZM46 152H47V150H46ZM50 152V151H49ZM88 152V151H87ZM104 152V151H103ZM105 152H106V149H105ZM141 152V151H140ZM160 152V151H159ZM174 152V151H173ZM172 152V153H173ZM207 152V151H206ZM35 153V152H34ZM172 153H170V154H172ZM199 153V152H198ZM90 154V153H89ZM97 154V153H96ZM112 154V153H111ZM132 154V153H131ZM175 154V153H174ZM181 154H183V153H181ZM206 154V153H205ZM39 155V154H38ZM102 155H103V153H102ZM154 155V154H153ZM159 155V154H158ZM25 156V155H24ZM31 156H32V154H31ZM89 156V155H88ZM144 156V155H143ZM157 156V155H156ZM186 156V155H185ZM189 156V155H188ZM221 156H223V155H221ZM96 157V156H95ZM131 157V156H130ZM154 157V156H153ZM159 157V156H158ZM90 158V157H89ZM106 158V157H105ZM151 158H152V156H151ZM22 159V158H21ZM93 159V158H92ZM110 159H111V157H110ZM220 159V158H219ZM85 160V159H84ZM90 160V159H89ZM172 160V159H171ZM233 160V159H232ZM231 161V160H230ZM235 161V160H234ZM90 162H92V161H90ZM95 162V161H94ZM173 162V161H172ZM228 162H229V160H228ZM240 162V161H239ZM26 163V162H25ZM89 163V162H88ZM171 163V162H170ZM174 163V162H173ZM180 163V162H179ZM30 164V163H29ZM136 164V163H135ZM98 165V164H97ZM134 165V164H133ZM137 165V164H136ZM168 165V164H167ZM171 165V164H170ZM8 166V165H7ZM18 166V165H17ZM24 166V165H23ZM16 167V166H15ZM101 167V166H100ZM128 167V166H127ZM173 167V166H172ZM232 167V166H231ZM20 168V167H19ZM136 168V167H135ZM226 168H227V166H226ZM7 169V168H6ZM15 170V169H14ZM136 170V169H135ZM135 170H134V172H135ZM31 171V170H30ZM66 171H70L71 172V176L72 177H75L76 176V179L72 182V183H70V188H65L66 186V184L63 182V180H61V177L60 178H57V176L60 174V173H62V172H66ZM132 171V170H131ZM141 171V170H140ZM139 171V172H140ZM143 172V171H142ZM131 173V172H130ZM143 173H145V171L143 172ZM23 174V173H22ZM134 174L135 173H132L131 174V176H129V183H128V186H129V188L130 187H133V186H135L136 185V183H137V181H136V178H135V176H134ZM137 174V173H136ZM90 175V174H89ZM97 175L99 176V174H96V177H97ZM130 175V174H129ZM78 176V177H77ZM127 176V175H126ZM65 177V176H64ZM95 177V176H94ZM94 180H96V179H94ZM65 181H66V178H65ZM97 181H98V178H97ZM58 182H63L62 183V185L61 186H59L58 188H55L56 189V191L55 190H52L51 189V187H52V185L53 184H55V183H58ZM92 182V181H91ZM95 182V181H94ZM258 182V181H257ZM91 184V183H90ZM254 184V183H253ZM263 184V183H262ZM261 184V185H262ZM82 185H80V186H82ZM108 185H110V182L108 183ZM257 185H259V184H257ZM252 186V185H251ZM114 187V186H113ZM257 187V186H256ZM258 187H260V186H258ZM257 187V188H258ZM109 188V187H108ZM111 188V187H110ZM115 188V187H114ZM191 188V187H190ZM205 188V187H204ZM82 189H84V188H82ZM131 189V188H130ZM253 189V188H252ZM263 189V188H262ZM93 190V189H92ZM132 190V189H131ZM131 190H128V191H131ZM77 191H79V190H76V192ZM126 191V190H125ZM254 191V190H253ZM259 191V190H258ZM90 192V191H89ZM108 192H110L109 190H107L106 189V184H96V186H95V189L93 190V195L94 196H92V197H95V198H97V200L98 199H104V197H105V195L108 193ZM198 192V191H197ZM206 192V191H205ZM256 192V191H255ZM70 193V192H69ZM92 193V192H91ZM230 193V192H229ZM262 193V192H261ZM73 194V193H72ZM71 194V195H72ZM83 194H84V192H83ZM129 194V193H128ZM133 194V193H132ZM204 194V193H203ZM88 195V194H87ZM200 195V194H199ZM74 196V195H73ZM79 196H80V194H79ZM252 196V195H251ZM250 196V197H251ZM82 197V196H81ZM90 197V196H89ZM88 197V198H89ZM199 197V196H198ZM203 197V196H202ZM44 198V199H45ZM255 199V198H254ZM0 208H2V205H0ZM21 208H22V210H21ZM20 208V210H17V211H15L14 212V215L15 216H13V218H12V222H11V226H13L14 228H16L18 231H20V230H24V228H27V227H29V229H30V231H33V233H35V234H38V233H40L41 232V230H43V232H45V231H48V232H53V239H55V240H57V241H55V242H58V243H60L61 245H62V247H65V245H67L68 243H70V242H72V243H80V244H82V242H86L87 240H89V239H91L92 238V235H93V233H95V231L97 230V228H98V224H100V225H103V226H109L110 225V220H108L107 218H106V216H104V214H102V213H100L97 209L96 210H94V209H88V210H85L84 208H82V209H77V208H66V207H57V206H40V207H28V208H23V207H21ZM113 208V207H112ZM102 210H104V209H102ZM105 210H106V208H105ZM111 210V209H110ZM119 210V209H118ZM13 208H12V213H13ZM114 211H115V209H114ZM125 211H126V209H125ZM130 211V210H129ZM10 212H11V210L10 211H8V212H6V218L4 217V212L2 213V218L0 219V239L1 238H3L4 237V235H3V229L2 228H4L6 225H9L8 224V220H7V215L8 214H10ZM118 213V212H117ZM203 213V212H202ZM81 214V215H80ZM112 214V213H111ZM116 214V213H115ZM131 214V212H129V215ZM0 217H1V213H0ZM190 218V217H189ZM9 221H11V220H9ZM113 224V223H112ZM29 233V232H28ZM29 235V234H28ZM47 236V235H46ZM47 241V240H46ZM56 244V243H55ZM46 246V245H45ZM65 250H66V248H65ZM63 252H65V251H63ZM56 257H57V255H56ZM65 257V256H64ZM61 259V258H60ZM63 260V259H62ZM64 260H65V258H64ZM67 260V259H66ZM64 264V263H63Z\"/></svg>",
	"mask_w": 264,
	"mask_h": 264
}]
</instances>
